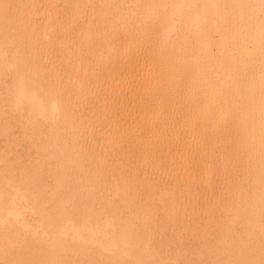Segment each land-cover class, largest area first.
<instances>
[{
  "label": "bare ground",
  "instance_id": "bare-ground-1",
  "mask_svg": "<svg viewBox=\"0 0 264 264\" xmlns=\"http://www.w3.org/2000/svg\"><path fill=\"white\" fill-rule=\"evenodd\" d=\"M0 264H264V0H0Z\"/></svg>",
  "mask_w": 264,
  "mask_h": 264
}]
</instances>
